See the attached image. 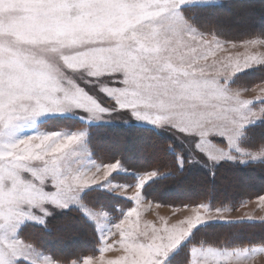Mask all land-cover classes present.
<instances>
[{
	"label": "rangeland",
	"instance_id": "1",
	"mask_svg": "<svg viewBox=\"0 0 264 264\" xmlns=\"http://www.w3.org/2000/svg\"><path fill=\"white\" fill-rule=\"evenodd\" d=\"M224 2L227 0H186L182 6L181 18L174 22L175 32L161 33L159 38L160 51L153 56L143 58L136 69L137 75L145 79L149 76L159 78L154 83L160 85V91L164 92L165 106L162 111L174 119H166L161 126H157L133 117L130 112L121 111L113 114L116 116L115 120L96 123L108 124L109 126L98 129L101 136L97 138V144L108 148L109 154L116 151L113 155L107 154L109 155L108 160H104V162H113L111 160L120 158L123 165L122 170L112 174L113 181L131 185L124 189L121 194L133 197L136 192L135 183L138 175L144 172L143 168L138 171L129 169L124 162L126 158H130L136 164L149 161L144 165L145 168H148L147 170L156 169L164 174L157 175L147 181L143 185L140 202L135 201L136 205L133 203L125 208L122 214L115 213L116 208L110 210L104 207L109 216L104 221L105 226L102 232L89 219L97 229L100 238L99 252L81 256L79 259L76 257L78 254L76 251L84 245L90 231L83 226L81 227L79 221H74L76 220L74 217V219H60V221H65L53 223L55 224V231H59L57 235L55 234L56 237L49 239V242H55L62 253L63 250L75 253V257L71 258L68 263H65L63 259H58L59 264H74V262L75 264H162L165 256H168L165 264H264V243L246 244L244 246L228 244L227 246H218L213 243L209 244L204 240L202 243L192 240L193 237L197 236V239L200 236L196 235L195 231L200 232V228L204 225L212 222H231L227 212L238 211L246 201L264 195V191L254 192V196L245 197L243 202L234 205L213 206L205 200L202 202L176 203L178 197L190 198L197 193L202 195L203 187L201 185L196 186V183L204 179L207 182V192L214 190L218 193L228 194L236 191L240 192L238 196L243 195L241 192H245L247 189L264 186V178L258 176V173L264 174V168H258L259 170L254 171H241L231 168L261 161L250 160L243 163L240 160L225 158L213 162L202 152L212 154L230 152L231 155L240 158L241 152L238 149L255 147L243 142L247 130L262 121L258 119L254 125L247 126L244 120L247 114L245 112L247 106L242 102L264 95V92L261 91L264 89V65L253 66L232 77L231 62L237 59L242 60L251 55L264 58V44L244 43L257 39L264 40V33L262 32L264 30V0H237V2H229L223 7L217 6L213 12L211 10L208 12H212L211 15L218 19V23L211 24L197 19L198 17L202 18L203 12H207L205 9L196 10L194 7L197 5H221ZM81 15L82 11L79 6H70L63 10L45 8L32 12H29L21 3L12 2V0H7L3 6H0V58H3L4 61L5 84L7 85L9 81L14 85L19 82L20 87L14 88V91L20 94L24 87L29 86L30 79L38 80V74L41 70L51 67L55 70L58 78L77 81L83 87L84 84L81 81H86L85 74L66 69L60 56L50 50L52 41L44 35V32L53 29L57 24L69 23V17H71L76 31L80 34L81 42L78 44L66 42L63 46L64 55H73L77 51H86L89 48L115 49L117 40L108 33L107 24L119 22L120 16L116 10L109 9L103 4L94 6L90 14L84 16L83 19H79ZM196 20L200 23L198 24ZM253 28L256 30L260 28L261 30L253 35L244 32L253 30ZM100 30H103V36L97 37L95 31ZM136 30L138 33L149 35L153 31V24L150 19H146L136 25ZM89 32L92 34L85 35ZM213 37L220 41V47L212 44L209 50V46L205 42L211 41ZM118 61L119 57H116V62ZM165 63L183 68L190 75L180 76L179 84L169 81L167 73L161 71L162 65ZM119 66L121 71H126L122 64ZM251 72H258L257 76H261L259 74L263 73V76L261 79L252 81V77H249L253 75ZM116 79L122 80L123 77L119 76ZM111 86L122 87L123 85L112 83ZM22 99L24 103L34 102V98L29 95H23ZM109 102L106 101V103ZM262 108H264V104L258 101L252 106V111L259 112ZM72 121L73 119L70 120L58 115L47 116L38 119L34 127L26 126L20 129L18 134L26 135L37 131H75L84 127ZM135 123L159 128L168 127L174 131L177 127L195 131L183 135L182 132L184 131L181 130L176 131L178 135H173L176 139L179 137V143L185 142V147L187 150L190 149V151L188 150L189 154L193 156L191 157L192 161L190 160L186 166L182 154L178 155L179 160H182V167L180 163L179 167L185 169L183 179L179 178L180 180L177 179L175 182L164 183L165 186L160 185L158 191L162 197L156 199L144 194L143 190L149 182L161 178L169 173V170H172L156 168L158 162L154 158L159 159L158 155H161V151L165 153L166 149L162 147L163 149H159L160 151L156 150L154 144L158 142L157 140L150 138L143 132H136L137 130L134 129L132 131L126 129L110 131V126L113 125L126 126ZM169 124L172 126L170 127ZM241 128L244 130L243 135L240 134ZM91 131L92 129L88 128L89 149L92 153V159L99 163L101 159H98L96 152L92 149ZM210 132H223L224 138L214 137L215 141L207 142L203 137H206ZM202 133L203 137L199 145L202 151H199L193 147V144L195 137L201 136ZM229 136L236 140L235 147L230 145ZM196 154L197 156H195ZM7 155L11 157L10 153ZM193 161H196L197 164L204 161L208 166L215 169L224 164L225 169L217 170L219 173H217L216 181L212 183L204 174H198V169L193 168L194 166L191 164ZM130 173H134L136 176V180L132 183L128 178H122V175L125 176ZM223 174L226 175V178H222ZM20 179L29 181L31 178L22 172L17 178V174L11 172L10 169H4L0 173V187H2L0 190V224L11 223L23 227L26 223H36L34 221H37L36 224L45 225V216L47 221L51 215L65 210L76 208L81 211L79 206L75 205L62 208L35 192L14 190V181L18 183ZM93 188L86 189L82 193V198L84 199L86 192ZM46 190L53 189L49 186ZM101 190L122 197L119 194L120 189L117 190L118 193L115 192L116 190ZM164 197L175 199V201H167ZM200 204L208 205L209 208H198L197 206ZM111 205L109 204V206ZM186 205L187 207H185ZM218 208L221 209L220 212L216 211ZM128 209L130 210L125 214ZM196 211L201 212L205 218L209 219V222L194 228L189 238L181 244V240L185 238L191 227L189 223L185 222V218L189 217L194 222ZM211 231L214 229L209 228V230L200 233L201 236L205 237V233ZM10 239L18 245L22 242L33 245L20 238L19 235ZM7 244V240L0 239V247L6 248ZM178 245L179 247H177ZM101 249L105 250L101 252ZM44 253L51 256L49 253ZM58 254L61 255L59 252ZM88 257L92 258L91 262L85 260Z\"/></svg>",
	"mask_w": 264,
	"mask_h": 264
},
{
	"label": "snow or ice",
	"instance_id": "2",
	"mask_svg": "<svg viewBox=\"0 0 264 264\" xmlns=\"http://www.w3.org/2000/svg\"><path fill=\"white\" fill-rule=\"evenodd\" d=\"M7 0H0L3 6ZM21 3L29 12L40 9L63 10L70 6H79L82 15L79 19L90 14L91 9L103 4L109 9L119 13V22L108 23L107 31L117 40L115 49L89 48L86 51H77L73 55H64L65 43L78 44L81 42L80 34L69 17V23L57 24L51 30H46L44 35L52 41L51 51L60 56L66 69L80 71L85 74L86 81H81L84 86L74 80L58 78L51 67L42 69L38 74V80L29 81V86L24 87L20 94L14 91L19 88V82L15 85L9 81L6 85L3 72V58H0V173L4 169L19 174L22 172L31 179L14 181V190L35 192L53 203L68 208L79 206L84 215L93 221L102 232L104 221L109 213L101 206H93L82 198V193L88 188H100L110 191L118 189L123 193L131 185L119 184L113 181L112 174L123 169L120 158L99 163L92 159L89 149L88 128L89 125L101 121L115 120L116 114L121 111L130 112L139 120L151 122L161 126L166 119H174L162 111L165 106L164 92L160 91V85L154 83L157 77H140L136 73L137 67L145 57H150L160 51L161 33L175 32V21L182 16V6L186 0H12ZM150 19L153 31L149 35L138 33L136 25ZM86 33L85 35H91ZM97 37L103 36V30L95 31ZM211 49L212 44L220 47V41L213 37L205 42ZM245 44H264V40L245 41ZM234 46V45H233ZM116 57L119 61L116 62ZM26 62V61H25ZM122 64L126 71L120 70ZM232 77L244 70L256 65H264V58L255 55L246 56L242 60L231 62ZM161 71L167 73L168 80L180 83V76L190 75L185 69L177 68L170 63L162 65ZM122 76L123 79H116ZM112 83L122 84V87L111 86ZM264 92V89L261 90ZM29 95L34 98L32 103H24L22 96ZM106 101H110L106 103ZM264 104V95L252 100H244L246 105L244 117L246 125H254L256 121L264 120V108L259 112L252 111V106L257 102ZM119 110V111H118ZM62 116L81 121L83 128L75 131L59 130L19 135L20 129L29 126L34 127L38 119L47 116ZM171 127L172 124H169ZM176 131H181L179 127ZM243 128L240 134L243 135ZM187 135V132H182ZM201 136L195 137L193 147L202 151ZM214 137L224 138V133L210 132L203 139L207 142L215 141ZM229 143L236 146V140L228 137ZM241 157L237 158L230 152L212 154L204 152L210 161L221 159L264 162V142L238 149ZM11 154L9 157L7 154ZM182 167V160H179ZM156 169L147 170L138 175L135 183L136 192L133 197H128L137 203L141 200L143 185L157 175H163ZM51 187L53 190H46ZM2 190V187H0ZM264 201V195L258 197ZM187 207V205L185 206ZM198 208L208 209L209 206L200 204ZM220 212L221 209H216ZM195 221L189 217L185 222L190 224V231L181 244L184 243L197 226L209 222L201 212H195ZM45 216V223H46ZM223 219V217H221ZM37 223V221H34ZM22 225L0 224V239L7 240L5 247H0V264H59L57 259L46 255L34 245L26 242L17 244L11 237L18 236V230ZM110 247V246H106ZM179 247V245L177 246ZM105 249H101L104 251ZM256 250V249H255ZM235 251V250H233ZM243 251V250H241ZM168 256H165L162 264H165ZM91 262L92 258H85ZM75 264V262H74Z\"/></svg>",
	"mask_w": 264,
	"mask_h": 264
},
{
	"label": "trees",
	"instance_id": "3",
	"mask_svg": "<svg viewBox=\"0 0 264 264\" xmlns=\"http://www.w3.org/2000/svg\"><path fill=\"white\" fill-rule=\"evenodd\" d=\"M237 2V0H227V2H224L221 5H211V6H200L197 5L196 10H206L207 12H203L201 17L202 18H197L198 20L204 21L206 23H218V19L214 18L211 13L213 12L215 7H223L224 5H228L229 2L234 3ZM242 1V0H241ZM251 5V4H250ZM212 12H208V11ZM204 14V16H203ZM197 21V20H196ZM199 24L200 22L197 21ZM256 27V26H255ZM242 30V29H241ZM258 30H261L258 28L257 30L253 28L250 30L244 31L245 33L249 32L251 35L257 34ZM264 33V30H262ZM244 33V34H245ZM252 73V72H251ZM258 72L252 73L253 75H250L249 77H252V81L261 79L263 76V73H260L257 76ZM255 74V75H254ZM251 81V82H252ZM62 119V118H61ZM70 119V118H68ZM72 120V119H70ZM73 121L79 125H81V121L78 119H73ZM72 121V122H73ZM84 126V125H83ZM106 128L109 127L108 124H93L89 125V128L92 129L91 131V136H90V141L92 144V149L96 152V156L98 159H103V160H108L109 155H113L115 152H111V154L108 153V148H106L104 145H99L97 144V138H100L101 134L98 129ZM111 130H137L136 132H143L147 134L150 138L157 140L158 142L154 144V148L156 147V150L160 151L162 147L165 148V153L161 151V155H158L154 151L156 155L159 156V159L154 158L155 161L157 160L158 166L156 168L162 170V169H172L169 170L170 172L162 176L161 178H156L153 181L149 182L147 185H145V188L143 190L144 194L149 195L151 198H159L162 197L160 196V192L158 191L159 186H165L163 185L164 183H170V182H175L177 179L182 178L184 176V167L180 168L179 167V157L180 154H182L184 158V164L187 166L188 162L191 160V154H189L190 149L187 150L185 147V142L179 143V137L176 139L173 135L177 134L176 131H174L171 128H164V127H152V126H147V125H140V124H133V125H124V126H118V125H113L110 126ZM96 131V132H95ZM95 132V133H94ZM172 135V136H171ZM155 142V141H154ZM246 145H258L262 142H264V120L260 121L259 123L255 124L254 126L250 127L247 130L246 133V138L243 141ZM185 144V145H184ZM162 148V149H163ZM108 150V151H107ZM183 150H185L183 152ZM163 152V153H162ZM193 153V152H192ZM109 154V155H107ZM117 154V153H116ZM122 155V154H120ZM197 156V154L195 155ZM124 157V156H123ZM122 157V158H123ZM127 157V156H125ZM192 161V160H191ZM125 164L129 167V169H133L134 171H138L139 169H142L143 171L147 170L148 168H145L147 163L149 161L145 162H140V164H136L130 158L125 159ZM194 167L198 169V174H204L205 177L210 179L212 183L216 181V176L219 173V169H225L224 164H222L220 168H213L208 166L207 163L204 161L200 164H197L196 161H193L191 163ZM196 166V167H195ZM231 167V166H230ZM235 169H239L241 171H254V170H259L260 168H264V162H255V163H246L244 166H236V167H231ZM259 168V169H258ZM221 169V170H222ZM218 170V171H217ZM257 173V172H255ZM259 177L264 178V174L258 173ZM228 177V176H227ZM122 178H128L129 181L132 183L136 180V176L134 173L126 174L125 176L122 175ZM222 178H226V175L223 174ZM172 179V180H171ZM183 179V178H182ZM171 180V181H170ZM180 180V179H179ZM193 182V181H192ZM206 180L198 181L196 183V186H202L203 190L202 195L200 194H193L190 198L188 197H178V200L176 203H185L189 202L192 203L194 201L197 202H202V201H208L210 202L211 205L217 206V205H234L237 203L243 202L245 197H251L254 196L255 193H260L264 191V186L262 185L261 187L258 188H253V189H247L243 193V195H240V192L232 191L231 193L225 194V193H218L214 190H209L207 192V184ZM213 186V185H212ZM158 191V192H157ZM151 193V194H150ZM254 194V195H253ZM164 199L168 200H174L175 199H170L167 197H164ZM84 200L88 202L89 204H92L93 206H103L108 209L116 208L115 213L117 214H122V211H124L125 208L131 206L133 204L132 200L114 196L113 194L101 190L98 188H93L89 191L86 192L84 196ZM109 204H112L109 206ZM119 216V215H118ZM117 216V217H118ZM75 218L76 220L74 221H79L81 224V227L83 226L84 228H87L90 231V234H88V237H86V240L84 242V245L77 250L76 252L78 253L76 257L80 259L81 256L87 255V254H94L96 252H99V243H100V238L97 232V229L95 228L94 224L78 209L72 208L70 210H65L63 212L56 213L54 215H51L49 219L46 221L45 225H38L35 223H26L20 230V236L27 242L32 243L34 246H36L38 249L49 253L51 256L54 257V259H60L68 263L70 262V259L75 257V253H69V251H64L62 253V250L60 251L58 245L56 243L49 242V239H53L56 237L57 233L59 230L55 231V224L53 223H58L57 221H60V219H72ZM73 218V219H74ZM63 220V221H65ZM62 220L60 222H63ZM71 221V220H70ZM59 222V223H60ZM61 226V225H60ZM60 228V227H59ZM209 228L214 229V231L211 232H206L205 237L201 236L202 231H207ZM217 228V230H215ZM83 229V228H82ZM84 231V229H83ZM200 232L195 231L196 235L198 238L196 239L197 236L193 237L194 242H200L202 243V240L207 241V243L215 244L218 246H227L232 245V246H244L246 244L248 245H254V244H261L264 243V221L260 222H251V221H240V222H212L207 225H204L200 228ZM89 233V232H88ZM56 234V235H55ZM202 238V239H201ZM56 239V238H55ZM49 244H48V243ZM61 253V255L58 254ZM63 256V257H62ZM78 260V259H77Z\"/></svg>",
	"mask_w": 264,
	"mask_h": 264
},
{
	"label": "crops",
	"instance_id": "4",
	"mask_svg": "<svg viewBox=\"0 0 264 264\" xmlns=\"http://www.w3.org/2000/svg\"><path fill=\"white\" fill-rule=\"evenodd\" d=\"M181 130H183L184 132H191V133L195 132V131H190L187 129H181ZM120 195H122V197L125 196L126 198H128L130 196V195L127 196L126 194H120ZM128 199L132 200L130 198H128ZM133 203L136 205L135 201H133ZM129 210L130 209H128L125 212V214H127V212ZM227 213H228V216H230L229 221H231V222H239V221L260 222V221H264V201H260L257 197V198L251 199L250 201H246V203L238 211L227 212ZM19 236H20V231H19ZM20 238H22V237L20 236Z\"/></svg>",
	"mask_w": 264,
	"mask_h": 264
}]
</instances>
